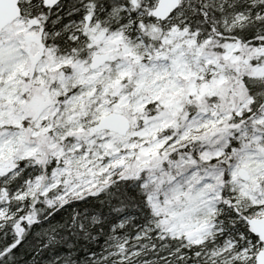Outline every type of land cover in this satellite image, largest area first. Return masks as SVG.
<instances>
[{
  "label": "snow or ice",
  "instance_id": "6c2138e0",
  "mask_svg": "<svg viewBox=\"0 0 264 264\" xmlns=\"http://www.w3.org/2000/svg\"><path fill=\"white\" fill-rule=\"evenodd\" d=\"M0 264H264V0H0Z\"/></svg>",
  "mask_w": 264,
  "mask_h": 264
}]
</instances>
